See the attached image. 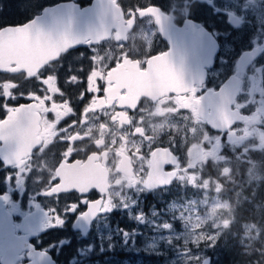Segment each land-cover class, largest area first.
I'll list each match as a JSON object with an SVG mask.
<instances>
[{
  "label": "flooded vegetation",
  "instance_id": "1",
  "mask_svg": "<svg viewBox=\"0 0 264 264\" xmlns=\"http://www.w3.org/2000/svg\"><path fill=\"white\" fill-rule=\"evenodd\" d=\"M218 1L229 8L230 0ZM19 4L26 7L10 11ZM212 4L0 0V29L24 25L0 32V120H8L0 121V236L9 235L11 249L0 252V264H46L35 256L79 264L77 249L100 222L121 226L138 219L139 209L158 207L161 191L192 186V159L222 186L228 182L220 172L230 176L250 165V159L234 161L242 148L231 140L244 135L242 126L254 119L250 101L264 90V23H247L232 10L215 9L219 19L207 18ZM193 25L216 44L210 65L200 67L202 83L192 80ZM11 31L29 32L28 42L11 49L5 42ZM251 51L258 57L242 64ZM231 79L239 84L231 111L241 122L215 130L194 102ZM6 92L13 98L6 100ZM5 104L20 107L7 115ZM192 110L212 138L193 156ZM13 112L29 119L14 122Z\"/></svg>",
  "mask_w": 264,
  "mask_h": 264
},
{
  "label": "rangeland",
  "instance_id": "2",
  "mask_svg": "<svg viewBox=\"0 0 264 264\" xmlns=\"http://www.w3.org/2000/svg\"><path fill=\"white\" fill-rule=\"evenodd\" d=\"M212 3L210 14L213 17L206 14L207 18L219 19L215 9L232 10L238 11L247 23L257 26L264 23V0H230L229 8L218 0H212ZM24 7L25 4H19L10 11ZM256 80L260 83L261 79ZM263 91L258 90L250 101L247 112L254 119L242 126L244 135L235 134L231 140L234 148H242V152L235 154V162L239 158L247 160L250 151L264 150ZM246 102H249L248 97ZM197 119L192 110V156L204 153L200 144L212 139ZM182 139L186 140V136ZM204 166L196 165L192 159V186H172L170 190L161 191V196H155L159 206L149 213L139 209L136 212L140 215L138 219L134 217L122 222L121 226L100 222L94 233L96 237L89 236L77 249L81 254L79 264H201L229 224L231 211V203L222 196V184L208 174H201L200 168ZM219 177L225 182L237 181L221 172ZM263 177L264 172L254 167L245 173L244 183H257ZM133 213L129 212L130 215ZM75 257L73 262L77 261L78 257Z\"/></svg>",
  "mask_w": 264,
  "mask_h": 264
},
{
  "label": "trees",
  "instance_id": "3",
  "mask_svg": "<svg viewBox=\"0 0 264 264\" xmlns=\"http://www.w3.org/2000/svg\"><path fill=\"white\" fill-rule=\"evenodd\" d=\"M248 153L250 165L231 173L229 178L237 181L222 186V196L231 203L230 222L209 255L210 264H264V177L244 183L249 169L264 172V150Z\"/></svg>",
  "mask_w": 264,
  "mask_h": 264
},
{
  "label": "water",
  "instance_id": "4",
  "mask_svg": "<svg viewBox=\"0 0 264 264\" xmlns=\"http://www.w3.org/2000/svg\"><path fill=\"white\" fill-rule=\"evenodd\" d=\"M68 6H70V4H68ZM69 14L72 15L73 12H69ZM192 32V63L196 65L192 66V80L195 79L202 83L204 80V72L201 71L200 67L202 65H210L215 55L216 44L204 29L200 28V30H198L193 25ZM257 57L258 53H256L255 51H251L243 54L240 62L246 65ZM238 93L239 84L231 79L227 81L217 92L205 93L200 101L194 102V107L199 113V116L207 122L208 127L215 130L224 131L232 127V125L236 122H241V118L237 115V112L231 111V106L237 98ZM207 110L210 111L209 114L206 113ZM158 187L165 186H150V188ZM9 245V235L5 234L3 239L0 236V252L3 256H6L11 250L7 248V246L9 247ZM35 261H38L40 263L43 262L46 264H52V261L50 259H43L42 256H35ZM201 264H210V257L207 256L206 258H204Z\"/></svg>",
  "mask_w": 264,
  "mask_h": 264
},
{
  "label": "snow or ice",
  "instance_id": "5",
  "mask_svg": "<svg viewBox=\"0 0 264 264\" xmlns=\"http://www.w3.org/2000/svg\"><path fill=\"white\" fill-rule=\"evenodd\" d=\"M70 22H71V20H69V23ZM28 24L31 25L32 22H30ZM20 28H24V25H19V26H6L5 28L0 29V32H3L5 30H7V29H13L14 30V29H20ZM69 35H72V34L69 32ZM28 39H29V32H27V31L26 32L11 31V32L6 33V36H5L6 45L8 47H10L11 49H13V50L20 49L23 45H25L28 42ZM73 39L75 41L76 38L73 36ZM38 40H39V28L37 27L34 30V35H33V38H32V43H33L34 49H36V50H38ZM158 55H168V54L167 53H161V54H158ZM38 74L40 75V73H38ZM40 77H41V82L44 79H46V77L44 75H40ZM78 82H80V80ZM176 85H177V87H183L184 86L183 83H182V81L179 80V79L176 80ZM100 90H101V87H100V84L98 83L97 84V92L96 93H99ZM84 95H85V93H83L80 96V99L81 100L84 98ZM4 98L6 100L7 99H11V98H13V95L6 92ZM28 99L31 101L33 99V97H28ZM4 107H5V110H6L7 115H8L10 109L19 108L20 105L10 107L7 104H5ZM11 119L14 122H23V121L29 119V115L26 114V113L13 112L12 115H11ZM0 121H3L5 124L8 123V120L5 119V118L3 120H0ZM53 183L55 184L56 181L54 180Z\"/></svg>",
  "mask_w": 264,
  "mask_h": 264
}]
</instances>
